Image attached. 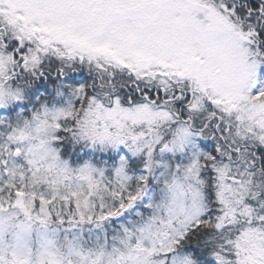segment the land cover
<instances>
[{
	"label": "snow or ice",
	"instance_id": "1",
	"mask_svg": "<svg viewBox=\"0 0 264 264\" xmlns=\"http://www.w3.org/2000/svg\"><path fill=\"white\" fill-rule=\"evenodd\" d=\"M0 264H264V0H0Z\"/></svg>",
	"mask_w": 264,
	"mask_h": 264
}]
</instances>
